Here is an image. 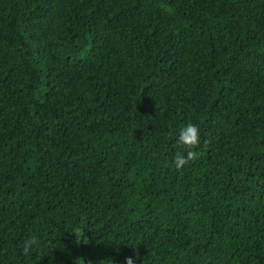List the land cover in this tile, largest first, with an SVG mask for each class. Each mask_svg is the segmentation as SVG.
Returning a JSON list of instances; mask_svg holds the SVG:
<instances>
[{
	"label": "trees",
	"instance_id": "trees-1",
	"mask_svg": "<svg viewBox=\"0 0 264 264\" xmlns=\"http://www.w3.org/2000/svg\"><path fill=\"white\" fill-rule=\"evenodd\" d=\"M129 256L264 264V0H0V264Z\"/></svg>",
	"mask_w": 264,
	"mask_h": 264
},
{
	"label": "clouds",
	"instance_id": "clouds-1",
	"mask_svg": "<svg viewBox=\"0 0 264 264\" xmlns=\"http://www.w3.org/2000/svg\"><path fill=\"white\" fill-rule=\"evenodd\" d=\"M176 145L180 149L173 158V164L178 170H183L186 166L200 158V151L198 149L201 145V132L197 124L188 123L180 129L176 137ZM38 244L35 236H30L23 242V252L29 254L33 247ZM126 264H135L133 257H126Z\"/></svg>",
	"mask_w": 264,
	"mask_h": 264
}]
</instances>
